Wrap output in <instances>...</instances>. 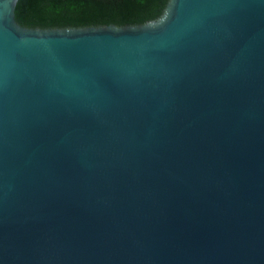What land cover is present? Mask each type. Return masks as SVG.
<instances>
[{
	"label": "water",
	"instance_id": "95a60500",
	"mask_svg": "<svg viewBox=\"0 0 264 264\" xmlns=\"http://www.w3.org/2000/svg\"><path fill=\"white\" fill-rule=\"evenodd\" d=\"M0 0V264H264V0L38 30Z\"/></svg>",
	"mask_w": 264,
	"mask_h": 264
},
{
	"label": "trees",
	"instance_id": "16d2710c",
	"mask_svg": "<svg viewBox=\"0 0 264 264\" xmlns=\"http://www.w3.org/2000/svg\"><path fill=\"white\" fill-rule=\"evenodd\" d=\"M170 0H18L15 21L38 30L139 27L160 19Z\"/></svg>",
	"mask_w": 264,
	"mask_h": 264
}]
</instances>
